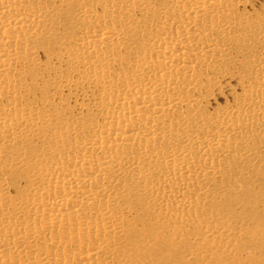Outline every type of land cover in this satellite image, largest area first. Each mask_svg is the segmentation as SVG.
Listing matches in <instances>:
<instances>
[{
  "label": "bare ground",
  "instance_id": "bare-ground-1",
  "mask_svg": "<svg viewBox=\"0 0 264 264\" xmlns=\"http://www.w3.org/2000/svg\"><path fill=\"white\" fill-rule=\"evenodd\" d=\"M263 169L264 0H0V264H175Z\"/></svg>",
  "mask_w": 264,
  "mask_h": 264
},
{
  "label": "rangeland",
  "instance_id": "rangeland-1",
  "mask_svg": "<svg viewBox=\"0 0 264 264\" xmlns=\"http://www.w3.org/2000/svg\"><path fill=\"white\" fill-rule=\"evenodd\" d=\"M245 180V188L221 200L212 215L216 229H211L210 238L190 233L187 243H175L170 256L175 264H264V183L254 178L239 181ZM201 217L207 218L204 213ZM214 234L219 239L212 238Z\"/></svg>",
  "mask_w": 264,
  "mask_h": 264
}]
</instances>
